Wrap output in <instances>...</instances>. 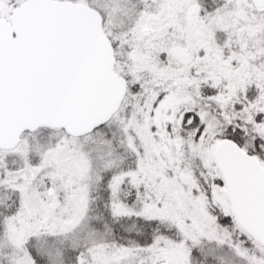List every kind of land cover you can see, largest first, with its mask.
I'll use <instances>...</instances> for the list:
<instances>
[{"label":"snow or ice","instance_id":"6c2138e0","mask_svg":"<svg viewBox=\"0 0 264 264\" xmlns=\"http://www.w3.org/2000/svg\"><path fill=\"white\" fill-rule=\"evenodd\" d=\"M0 264H264V0H0Z\"/></svg>","mask_w":264,"mask_h":264}]
</instances>
